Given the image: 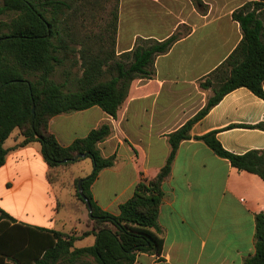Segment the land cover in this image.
<instances>
[{
	"label": "crops",
	"instance_id": "crops-1",
	"mask_svg": "<svg viewBox=\"0 0 264 264\" xmlns=\"http://www.w3.org/2000/svg\"><path fill=\"white\" fill-rule=\"evenodd\" d=\"M201 1L205 6L202 13L191 0H120L117 56L132 51L139 38L164 41L176 34L178 40L168 53L156 58L153 79L133 82L117 119L95 106L58 115L49 123L50 132L64 147L103 124L112 126V135L99 149L105 158L115 156V165L103 170L91 186L94 200L104 211L118 215L120 205L134 195L140 171L143 178H150L164 167L170 154L168 135L204 108L211 91L202 89L200 83L242 40L233 13L250 2L264 4V0ZM258 13L264 22V7ZM258 124H264V100L240 88L194 125L193 138L179 146L172 172L163 184L165 197L159 211L162 253H141L135 264H243L255 253V216L264 213V181L239 172L194 137L215 132L224 149L243 155L264 150V131L242 127ZM15 132L16 139L6 147ZM15 132L4 143L9 152L0 168V208L23 223L18 216V195L24 194L22 202L32 200L36 165L41 168L50 201L47 207L55 213L60 210L47 179L49 168L40 143L20 146L24 137ZM133 148L139 151V160ZM85 161L72 165L68 172L75 177L78 165L79 171L86 172ZM7 201L15 205L9 206ZM26 225L70 234L64 227ZM72 230L79 231L77 223Z\"/></svg>",
	"mask_w": 264,
	"mask_h": 264
},
{
	"label": "trees",
	"instance_id": "trees-1",
	"mask_svg": "<svg viewBox=\"0 0 264 264\" xmlns=\"http://www.w3.org/2000/svg\"><path fill=\"white\" fill-rule=\"evenodd\" d=\"M77 1L0 0V168L5 165L9 152L4 143L16 130L24 137L20 146L40 143L51 185L58 182L61 172L90 159L92 173L76 179L75 185L78 200L87 207L78 190V182L83 180L84 194L92 207L91 213L88 212L93 228L77 237L18 223L0 208V264H135L141 253L160 255L163 240L159 211L165 197L163 184L172 172L181 143L193 138L194 125L229 93L247 88L264 100V22L258 13L264 4L250 2L233 13V20L242 31L240 44L200 83L202 89L212 92L206 105L184 126L168 135L170 154L164 167L150 178H143L140 171L141 180L134 195L120 205L118 215L104 211L94 200L91 186L103 170L115 165L116 157L105 158L99 149V144L112 135V126L103 124L64 147L50 132L49 123L58 115L95 106L117 119L133 82L153 79L156 58L168 53L179 37L175 34L164 41L139 38L132 51L117 56V3L113 49L95 53L88 43L81 42V48L75 51L72 45L80 41L67 18L77 12L74 9ZM191 1L204 12L201 0ZM75 52L79 56L74 61L69 54ZM70 61L71 66H80V76L65 68ZM62 69L63 80L58 82L55 77ZM242 127L264 131V124ZM194 139L204 142L239 172L256 175L264 181V150L243 155L231 153L224 149L215 132ZM133 150L139 160V151ZM78 155L86 157L78 161ZM89 236L95 237L94 245L76 247L77 241ZM243 264H264V213L255 216V253Z\"/></svg>",
	"mask_w": 264,
	"mask_h": 264
},
{
	"label": "rangeland",
	"instance_id": "rangeland-1",
	"mask_svg": "<svg viewBox=\"0 0 264 264\" xmlns=\"http://www.w3.org/2000/svg\"><path fill=\"white\" fill-rule=\"evenodd\" d=\"M117 3L119 17L120 0H78L76 2L74 9L76 8L77 12H73L70 14L72 16L67 18L68 23L74 27L77 41H80L72 45L75 51H79L81 48L79 43L81 42L88 43L91 46V50L95 53L108 52L113 49L112 42L115 37L113 21ZM117 35L118 28L116 41ZM69 56L71 60L75 61L79 53H70ZM71 63L72 61L68 62L65 68L70 70L74 75L80 76L82 73L80 66H71ZM63 69L60 70V73L55 77V80L58 82H62L63 80L61 76ZM72 90H75V88H72ZM17 135L18 132H15L9 138L6 147L16 139ZM84 165L86 166V172L79 171V165L74 167L75 177L85 176L86 173L87 175L92 173L94 167L91 160L87 159ZM40 173L41 168L36 165V189L32 200L29 203L22 202L24 194L18 195L19 202L17 203V210L20 220L25 224L31 225L45 224V226H55L57 228L64 227L66 232L77 237L91 231L93 222L90 220L87 207L80 202L76 196V178L74 175H71L67 170L63 171L60 173L58 182L51 185L53 188L52 192L56 195L58 210H60L55 213L51 211V206L47 207L50 201L45 192V183ZM7 204H9V206L12 204L15 205V203H11L10 201H7ZM18 206L21 207L19 208ZM54 207H56L55 204ZM74 223H77L79 229L77 232L72 230ZM95 240L94 236H89L83 240L77 241L75 245L79 248L88 247L94 245Z\"/></svg>",
	"mask_w": 264,
	"mask_h": 264
},
{
	"label": "water",
	"instance_id": "water-1",
	"mask_svg": "<svg viewBox=\"0 0 264 264\" xmlns=\"http://www.w3.org/2000/svg\"><path fill=\"white\" fill-rule=\"evenodd\" d=\"M32 111L34 112V105H33V107H32ZM85 157H86L85 155H78L77 158H76V160L79 161V160H81V159H84ZM82 184H83V180H80V181L78 182V190H79V193H80L81 197H82V198L84 199V201L86 202L89 212L91 213V211H92V207H91V204H90L89 200L86 198V196H85V194H84V189H83Z\"/></svg>",
	"mask_w": 264,
	"mask_h": 264
}]
</instances>
